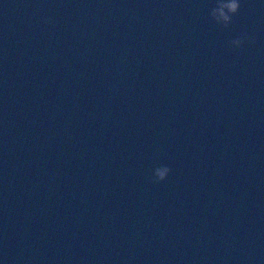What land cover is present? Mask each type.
<instances>
[{
    "label": "water",
    "instance_id": "95a60500",
    "mask_svg": "<svg viewBox=\"0 0 264 264\" xmlns=\"http://www.w3.org/2000/svg\"><path fill=\"white\" fill-rule=\"evenodd\" d=\"M229 2L0 0L3 264H264V0Z\"/></svg>",
    "mask_w": 264,
    "mask_h": 264
},
{
    "label": "clouds",
    "instance_id": "9594fccd",
    "mask_svg": "<svg viewBox=\"0 0 264 264\" xmlns=\"http://www.w3.org/2000/svg\"><path fill=\"white\" fill-rule=\"evenodd\" d=\"M240 6L241 0H230L226 5L228 9L227 14L220 10L221 6H216L210 11V18L216 25L227 28L231 24L232 17L238 12ZM248 40H250V37L245 33L233 38L230 41V46L233 49H238ZM171 171L172 169L167 164L154 167L151 171V179L154 183L164 182L168 179ZM0 264H3V261H0Z\"/></svg>",
    "mask_w": 264,
    "mask_h": 264
}]
</instances>
